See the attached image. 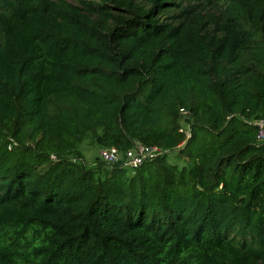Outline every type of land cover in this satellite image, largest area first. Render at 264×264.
Instances as JSON below:
<instances>
[{"label":"trees","instance_id":"1","mask_svg":"<svg viewBox=\"0 0 264 264\" xmlns=\"http://www.w3.org/2000/svg\"><path fill=\"white\" fill-rule=\"evenodd\" d=\"M263 118L264 0H0V264H264Z\"/></svg>","mask_w":264,"mask_h":264},{"label":"built area","instance_id":"2","mask_svg":"<svg viewBox=\"0 0 264 264\" xmlns=\"http://www.w3.org/2000/svg\"><path fill=\"white\" fill-rule=\"evenodd\" d=\"M182 112L186 111L182 110ZM256 125L258 127L257 141L264 142V118L257 121ZM166 152L167 151H165L163 148L156 145H140L137 148L128 150L125 156H123V154L117 148L113 147L109 149H102L100 151V158L109 164H116L120 161H123L122 164L124 168L135 171L145 162L154 161Z\"/></svg>","mask_w":264,"mask_h":264},{"label":"rangeland","instance_id":"3","mask_svg":"<svg viewBox=\"0 0 264 264\" xmlns=\"http://www.w3.org/2000/svg\"><path fill=\"white\" fill-rule=\"evenodd\" d=\"M183 113L186 114L187 112H183ZM186 128H187V126H186ZM81 151H82V159L78 160V162H81L82 164H84L85 167L88 169L95 168L96 167V159L100 157L101 148H99L96 145H89L88 143L84 142L81 146ZM166 153L168 155L167 161L169 164L177 166L179 168H182V166L185 162L180 160V158L177 155L178 152H176V150L168 151ZM109 165H111V164H109ZM230 236L237 238L240 235H238L236 232H232Z\"/></svg>","mask_w":264,"mask_h":264}]
</instances>
